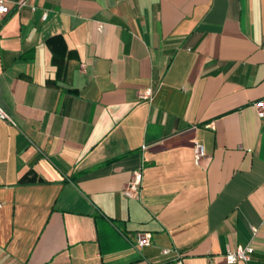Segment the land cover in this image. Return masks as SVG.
<instances>
[{
	"label": "crops",
	"instance_id": "0c3cea01",
	"mask_svg": "<svg viewBox=\"0 0 264 264\" xmlns=\"http://www.w3.org/2000/svg\"><path fill=\"white\" fill-rule=\"evenodd\" d=\"M5 5L0 264H264V0Z\"/></svg>",
	"mask_w": 264,
	"mask_h": 264
},
{
	"label": "built area",
	"instance_id": "2783aa9c",
	"mask_svg": "<svg viewBox=\"0 0 264 264\" xmlns=\"http://www.w3.org/2000/svg\"><path fill=\"white\" fill-rule=\"evenodd\" d=\"M6 0H0V13L5 14L8 12V8L5 5ZM98 29L101 30V25H98ZM83 69V65L81 66ZM149 91L144 92L140 95L141 99L149 98ZM253 108L256 111V114L261 122L264 123V99L259 100L253 104ZM0 121L8 122L13 124L11 119L7 114L0 108ZM193 156L196 163H198L204 157V148L200 143H195L193 147ZM142 186V173L141 171H135L132 174L130 180L125 183L122 188V193L124 197L129 199H138L141 193ZM264 207V203H263ZM256 229H251L252 235L256 234ZM151 242V236L149 233H137L135 235V248L141 250L145 247H149ZM169 249H163L161 254L163 256L170 254ZM253 253V248L250 245L245 247L238 246L234 249H226L225 261L227 264H237L238 262L247 263L250 260V256ZM176 264H181L180 261H177Z\"/></svg>",
	"mask_w": 264,
	"mask_h": 264
}]
</instances>
